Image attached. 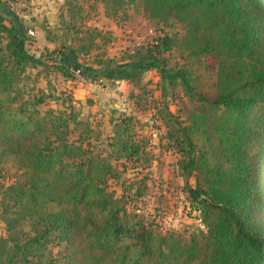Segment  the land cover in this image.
<instances>
[{
	"label": "trees",
	"instance_id": "16d2710c",
	"mask_svg": "<svg viewBox=\"0 0 264 264\" xmlns=\"http://www.w3.org/2000/svg\"><path fill=\"white\" fill-rule=\"evenodd\" d=\"M99 3L113 19L139 6L182 30L117 61L105 50L112 35L90 24ZM6 6L0 0V264H264V0H64L57 26L44 27L54 47L39 54ZM175 50L183 63L172 67ZM50 70L68 81L159 74L166 137L195 176L187 193L204 227L162 233L128 211L135 181L123 177L152 162L137 118L119 113L104 133L72 95L42 111L52 94L27 85ZM173 86L194 104L187 123L166 101ZM152 92L141 84L128 97L136 107ZM4 164L17 171L12 182Z\"/></svg>",
	"mask_w": 264,
	"mask_h": 264
},
{
	"label": "rangeland",
	"instance_id": "374dc122",
	"mask_svg": "<svg viewBox=\"0 0 264 264\" xmlns=\"http://www.w3.org/2000/svg\"><path fill=\"white\" fill-rule=\"evenodd\" d=\"M7 3L5 11L15 18L17 24H23L26 30L18 32L24 38L28 36L25 47L30 52L39 54L46 48L54 47V44L46 41L44 27L57 26L59 8L64 4V0H7ZM129 14L127 19H113L106 16L101 3L92 13L90 24L98 28L103 35H112V41L105 50L108 56L117 61L129 60L130 54L139 43L164 33L174 34L182 30L181 25L172 27L156 24L139 6H131ZM181 63L183 61L179 51H173L169 65L177 67ZM34 73L36 71H33ZM160 80L159 74L154 70H145L141 80L135 83L119 76L111 80L91 81L79 77L68 81L58 72L50 70L40 74L33 83L30 82L27 90L31 94L39 93L38 89L52 94L53 98L49 96L46 104L40 106L42 111L63 108V104L57 102L55 97L62 101L66 95H72L80 117L89 119L93 126L101 128L104 133L111 130L109 121L112 117L122 112L133 113L140 125L139 131L144 143L151 152L152 162L146 170H134L131 166L123 177L128 183L135 181L130 200H127L128 211L146 224L152 225L158 232H173L187 237L197 223L200 225L193 201L187 193V186L195 185V176L183 171L182 156L166 137L171 126L163 118L164 92ZM141 84L147 85L150 91H153L154 99L143 97V102L135 107L128 96L132 89ZM32 85L35 90H31ZM165 94L168 95L166 101L170 110L180 121L187 123L194 104L184 95L182 87L173 86ZM4 173L6 181L12 182L17 171L11 164H4ZM112 188L118 196L121 194V186L112 185ZM5 227L0 214V233L5 232Z\"/></svg>",
	"mask_w": 264,
	"mask_h": 264
},
{
	"label": "built area",
	"instance_id": "2783aa9c",
	"mask_svg": "<svg viewBox=\"0 0 264 264\" xmlns=\"http://www.w3.org/2000/svg\"><path fill=\"white\" fill-rule=\"evenodd\" d=\"M200 225H201L202 227H204V226L202 225L201 221H200Z\"/></svg>",
	"mask_w": 264,
	"mask_h": 264
}]
</instances>
